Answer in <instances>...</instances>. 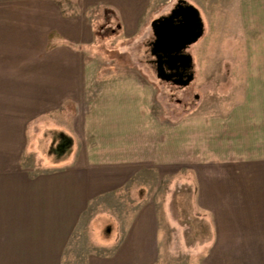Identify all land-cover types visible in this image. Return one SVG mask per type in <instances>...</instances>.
I'll return each instance as SVG.
<instances>
[{"label":"crops","instance_id":"crops-1","mask_svg":"<svg viewBox=\"0 0 264 264\" xmlns=\"http://www.w3.org/2000/svg\"><path fill=\"white\" fill-rule=\"evenodd\" d=\"M148 2L0 0V221L28 236L0 249V264H72L65 247L83 213L149 171L192 186L209 228L203 251L189 250L197 264H264V0L226 11L219 81L240 88L226 93L235 104L175 119L152 113L147 84L103 76L87 57L91 10H115L133 38ZM137 190L112 251L80 264L160 263L158 204Z\"/></svg>","mask_w":264,"mask_h":264},{"label":"rangeland","instance_id":"rangeland-1","mask_svg":"<svg viewBox=\"0 0 264 264\" xmlns=\"http://www.w3.org/2000/svg\"><path fill=\"white\" fill-rule=\"evenodd\" d=\"M185 1L199 11L204 25L202 37L188 48L194 75L187 86H176L158 79L149 50L151 21L167 15L177 0H149L142 9L140 31L133 38H125L121 34V19L115 10H91L95 40L87 57L95 60L97 72L109 78L127 75L135 77L141 84H147L150 110L155 116L165 119L218 112L220 106L236 102L237 98L229 99L226 93L234 91L232 94L236 96L237 90H240L234 82L219 81L220 60L226 56V44L230 46L227 37H231L228 32L224 34L223 29L227 28L230 32L235 24V18H226L225 15L227 10L230 11L228 16L235 14V0ZM122 19L125 21L127 17L123 16ZM209 55L215 62L211 70L205 66V58L209 59ZM32 160L30 156L26 163L31 164ZM181 180L177 181L176 177L159 178L151 171L141 173L140 178L138 176L126 187V192L92 203L81 216L65 247L70 263L84 262L89 253L105 254L112 251L119 238V223L127 221V214L132 211L133 194L135 191L137 195L142 194H138L137 190L142 187L147 192L146 197L158 204L162 254L159 264H197L198 256H193L189 250L203 251L209 228L203 217L195 215L191 209L192 186L183 185ZM4 222L0 221V249L22 248L26 242L23 240L28 239L27 233H18L15 231L18 227ZM107 227L111 228L109 234L104 232ZM34 244L27 243L24 247L29 248Z\"/></svg>","mask_w":264,"mask_h":264},{"label":"water","instance_id":"water-1","mask_svg":"<svg viewBox=\"0 0 264 264\" xmlns=\"http://www.w3.org/2000/svg\"><path fill=\"white\" fill-rule=\"evenodd\" d=\"M150 27L154 38L150 54L155 57L156 77L166 82L173 76L179 77L183 81L178 84L187 86L193 80L192 72L184 77L172 72L180 68L184 71L193 65L191 54L185 51L203 35L204 25L199 11L185 0H177L175 9L168 16L152 20ZM165 65L171 74L166 73Z\"/></svg>","mask_w":264,"mask_h":264},{"label":"flooded vegetation","instance_id":"flooded-vegetation-1","mask_svg":"<svg viewBox=\"0 0 264 264\" xmlns=\"http://www.w3.org/2000/svg\"><path fill=\"white\" fill-rule=\"evenodd\" d=\"M176 5H177V2L175 3V5L173 6V8H171V10H170V12L167 14V15H164V16H168L170 13H171V11L173 10V9H175V7H176ZM161 17H163V16H161ZM175 22H177V20H175ZM151 28V27H150ZM153 40H154V38H153V35H152V40L149 42V50H150V46H151V43L153 42ZM185 53H188V49L185 51ZM153 57V59L151 60V63L152 64H154V66H155V57L154 56H152ZM165 67V71H166V73L167 74H171V72L169 71V70H167V66L165 65L164 66ZM193 73V75H194V72H193V65H192V67L190 68V69H186V70H182L181 68L178 70V71H174V72H172V74H177V75H182V77H184V76H186L187 74H189V73ZM176 81H178V82H176ZM183 80L181 79V78H179V77H175V76H173V77H171L170 78V80L168 81V82H166V83H169V84H172V85H176V86H180L178 83H181Z\"/></svg>","mask_w":264,"mask_h":264}]
</instances>
